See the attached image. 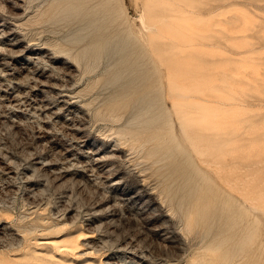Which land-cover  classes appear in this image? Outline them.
<instances>
[{
	"label": "rangeland",
	"instance_id": "rangeland-1",
	"mask_svg": "<svg viewBox=\"0 0 264 264\" xmlns=\"http://www.w3.org/2000/svg\"><path fill=\"white\" fill-rule=\"evenodd\" d=\"M0 264H264V0H0Z\"/></svg>",
	"mask_w": 264,
	"mask_h": 264
},
{
	"label": "bare ground",
	"instance_id": "bare-ground-1",
	"mask_svg": "<svg viewBox=\"0 0 264 264\" xmlns=\"http://www.w3.org/2000/svg\"><path fill=\"white\" fill-rule=\"evenodd\" d=\"M177 109L181 110V108H177ZM178 123L180 125L179 127H180L181 136L183 138H185V140H187V143L189 145L188 148L192 152H195V154H197V157H198L199 161H201V165H203L201 167L202 170H203L201 177L202 178L203 177L204 178H206V177L211 178L212 177V174H211L212 172H215L216 174L220 173L221 167L218 165L219 161L216 159L215 154L213 152L210 153V151H209V153H208L209 157L204 156L203 153L205 151H204V149L202 150V148L200 147V142L197 140L198 134L196 132L193 133V134L190 133L192 128L194 127V123H193L192 119L189 118V117H187V119L179 118L178 119ZM219 177H222V176H219ZM217 195L219 196L218 193H217ZM214 199H216V198L213 196V194L210 195V193L205 191V190H199L196 193V195L194 196V200H193L194 208L188 213V216L190 214H192L194 212V210H197L200 207H203V208H205L207 210L211 209V207H212L211 205H212V202H214ZM187 223H188L189 229H192V230H195V231H199V229L196 226V224L198 223L196 220L190 219ZM212 227H213V225H210L207 230H205V231L201 230V231L205 234L206 231L210 232ZM200 236H201V234H200ZM44 242L45 243H52V241H47V240L44 241ZM218 243H219V241H217V243L210 242L207 245H208L209 248L215 249L216 246L219 245Z\"/></svg>",
	"mask_w": 264,
	"mask_h": 264
}]
</instances>
